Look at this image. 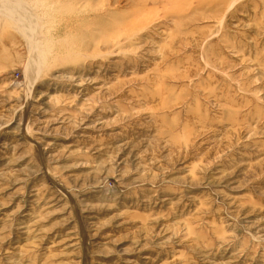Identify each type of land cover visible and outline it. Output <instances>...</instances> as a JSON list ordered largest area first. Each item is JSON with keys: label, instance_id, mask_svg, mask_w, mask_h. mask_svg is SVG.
<instances>
[{"label": "rangeland", "instance_id": "obj_1", "mask_svg": "<svg viewBox=\"0 0 264 264\" xmlns=\"http://www.w3.org/2000/svg\"><path fill=\"white\" fill-rule=\"evenodd\" d=\"M0 264H264V0H0Z\"/></svg>", "mask_w": 264, "mask_h": 264}]
</instances>
